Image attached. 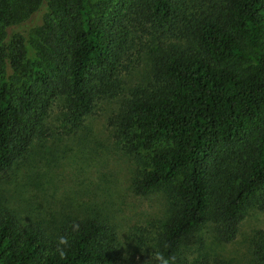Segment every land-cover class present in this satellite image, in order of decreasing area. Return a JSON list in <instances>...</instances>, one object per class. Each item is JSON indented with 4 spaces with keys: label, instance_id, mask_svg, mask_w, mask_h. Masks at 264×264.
<instances>
[{
    "label": "trees",
    "instance_id": "16d2710c",
    "mask_svg": "<svg viewBox=\"0 0 264 264\" xmlns=\"http://www.w3.org/2000/svg\"><path fill=\"white\" fill-rule=\"evenodd\" d=\"M106 97L121 98L108 124L138 162L133 191L166 195L131 249L99 212L34 219L4 194L55 104L76 128ZM249 206L264 210V0H0V264H145L154 251L230 264L186 252L206 223L234 240ZM248 264H264V229Z\"/></svg>",
    "mask_w": 264,
    "mask_h": 264
},
{
    "label": "rangeland",
    "instance_id": "374dc122",
    "mask_svg": "<svg viewBox=\"0 0 264 264\" xmlns=\"http://www.w3.org/2000/svg\"><path fill=\"white\" fill-rule=\"evenodd\" d=\"M144 39L149 45L151 38ZM135 78L128 74L129 81ZM120 99L98 100L76 128L62 120L57 104L52 107L47 131L34 142L29 159L13 167L4 185L5 196L20 205L26 217L99 212L116 226L129 249L136 241L148 244L164 216L166 195L161 190L140 195L131 187L138 162L121 148L108 124ZM263 229L264 210L249 206L234 240L220 242L212 225L206 223L198 233L202 242L191 245L186 255L190 261L217 255L230 264H248L252 241Z\"/></svg>",
    "mask_w": 264,
    "mask_h": 264
},
{
    "label": "clouds",
    "instance_id": "9594fccd",
    "mask_svg": "<svg viewBox=\"0 0 264 264\" xmlns=\"http://www.w3.org/2000/svg\"><path fill=\"white\" fill-rule=\"evenodd\" d=\"M70 247V243L67 237L60 236L56 241V252L59 254L60 258L63 259L66 257L67 249ZM155 259L157 264H177V257L175 254L170 256H164L158 251H154L151 254V259L146 261L145 264H149V261Z\"/></svg>",
    "mask_w": 264,
    "mask_h": 264
}]
</instances>
